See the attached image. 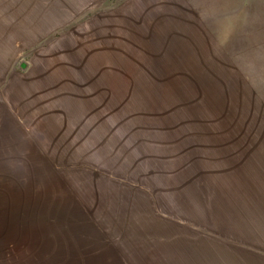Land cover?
I'll list each match as a JSON object with an SVG mask.
<instances>
[{
  "label": "rangeland",
  "instance_id": "rangeland-1",
  "mask_svg": "<svg viewBox=\"0 0 264 264\" xmlns=\"http://www.w3.org/2000/svg\"><path fill=\"white\" fill-rule=\"evenodd\" d=\"M1 119L0 264H54L49 214L123 264L264 245V0H0Z\"/></svg>",
  "mask_w": 264,
  "mask_h": 264
},
{
  "label": "crops",
  "instance_id": "crops-1",
  "mask_svg": "<svg viewBox=\"0 0 264 264\" xmlns=\"http://www.w3.org/2000/svg\"><path fill=\"white\" fill-rule=\"evenodd\" d=\"M1 131L2 133L8 132V129L11 127L15 128L16 126L13 123H10V119H1ZM20 134V133H19ZM20 136V135H18ZM18 138V137H17ZM2 140V139H0ZM19 141L26 142L28 138L22 137L18 139ZM12 141H14L12 139ZM26 148L27 145H25ZM33 170L31 168V173H29L30 182L36 181V163L33 162ZM20 183V182H19ZM17 187H21L24 189H33L34 187L24 186V183H20ZM39 216V215H36ZM50 219L49 221L54 222L55 224L58 221H61L63 230H48L42 232L43 236L49 240L51 239V245L53 246L51 255H55L53 259L54 264H123L121 262V255L115 254V251L108 245L107 241L103 236L93 234L92 230L90 229L89 225L85 221L86 219L83 216H76L74 219L71 220L69 216L63 214L62 217L53 216V214L48 215ZM41 218V217H36ZM33 220V219H32ZM36 221H43L42 219H36ZM71 222V224H68ZM54 224V225H55ZM10 232V230H8ZM26 232L30 242H32L33 246L36 248V230H33L32 234H30L31 230H21L18 232V229H15L14 234L17 235ZM31 235V236H30ZM259 236V235H258ZM261 236H259L258 243L253 248V250L249 251L254 257V261H250L248 264H264V245L261 244ZM255 250V251H254ZM129 263V262H128ZM133 264H137L135 261ZM176 264H202L201 262L197 261H181L178 260ZM204 264V263H203ZM207 264H215V263H207Z\"/></svg>",
  "mask_w": 264,
  "mask_h": 264
}]
</instances>
